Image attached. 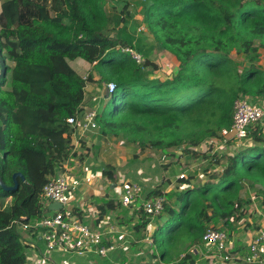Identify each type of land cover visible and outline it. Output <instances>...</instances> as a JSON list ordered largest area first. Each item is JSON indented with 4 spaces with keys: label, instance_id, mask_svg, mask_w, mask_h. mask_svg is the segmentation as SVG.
Wrapping results in <instances>:
<instances>
[{
    "label": "trees",
    "instance_id": "16d2710c",
    "mask_svg": "<svg viewBox=\"0 0 264 264\" xmlns=\"http://www.w3.org/2000/svg\"><path fill=\"white\" fill-rule=\"evenodd\" d=\"M106 1L0 0V179L6 187L13 186L15 173L25 179L16 177L15 190L0 187V200H9L0 210V264H26L21 226L41 221L47 210L43 187L73 163L67 119L83 114L85 87L94 84V74L116 90L111 104L99 110L98 129L104 136L122 135L140 150L187 145L183 154L200 156L195 148L229 130L239 94L264 97V73L254 65L264 51V0H118L123 2L119 14L107 10ZM132 4L146 32L178 62L171 79H148L157 66L145 57L136 23L129 30ZM125 48L140 53L143 65L121 51ZM233 50L250 64L240 69L230 56ZM75 59L91 65L85 78L68 65ZM205 104L217 106L213 120L185 132L182 118ZM244 141L233 154L211 158L222 167L216 181L178 193L161 190L159 167L139 163L136 154L127 164L125 169L147 179L144 199H165V219L152 234L160 261L172 257L169 244L178 231L190 245L202 242L212 223L223 222L230 233L247 212L235 195L243 183L264 193V121L251 126ZM101 173L111 183L121 174L107 165ZM176 182L189 184L183 178ZM114 208L110 200L97 205L98 220ZM77 211L72 215L80 218ZM142 220L138 233L149 222L144 213ZM192 256L184 261L192 264Z\"/></svg>",
    "mask_w": 264,
    "mask_h": 264
},
{
    "label": "rangeland",
    "instance_id": "374dc122",
    "mask_svg": "<svg viewBox=\"0 0 264 264\" xmlns=\"http://www.w3.org/2000/svg\"><path fill=\"white\" fill-rule=\"evenodd\" d=\"M105 3V7L107 10L113 8L117 14L120 13L123 6V2L118 0H108ZM127 11L131 16V21H128L131 23L129 24V30H131L133 23H141L142 21L138 15V7L136 4H132L131 6H129ZM110 28L111 27L108 28L107 32L110 31ZM142 39L143 40L141 43V47L145 52V57H148L147 59L152 62L157 56L156 60L158 62H161V58H158V56L160 52L163 51L162 48L146 31L143 33ZM230 56L232 57V59L239 63L240 69L250 64L247 58H245L243 55H238L234 50L231 52ZM167 63L168 62H166V64ZM254 65L261 69L264 73V51H260V54L257 60L254 62ZM161 66L162 65H158L156 69L152 70L148 77L149 80L160 79L161 74H163V70L159 71L157 69ZM164 69L168 75L170 70L169 67H166ZM86 75L87 74L85 73L83 77H85ZM165 80H167V78ZM102 84L99 83V90L102 92V94L99 95L101 108L112 100L111 97H107V95L104 94ZM100 91L99 93H101ZM239 96H246L250 98L253 101L252 103L264 109V97H249L242 94H239L238 97ZM216 107L217 106L205 104L199 111H196L189 116L183 117V130L185 132H189L192 129H197L205 125L206 123L211 122L213 120L212 111H214ZM262 121H264V119ZM212 141L214 142V147L211 145V149H209V145H206V142ZM244 143L247 142H238L234 140L227 131H223L219 133L217 137L213 139H206L202 145H200L198 148H195L196 152L201 154L200 156L194 157L192 155L183 154V149L188 148L187 145H183L180 148H173L168 150L153 148H145L144 150H140L137 144L127 140L122 135L110 137L107 134L104 136L102 134V131L97 128L94 132L89 134L87 138L82 140V142L80 143V147L75 152L76 156L75 158H73L74 161L72 160V162L75 167H77L78 164L81 163L80 169L84 168L85 170L89 168L92 171L101 169L103 165L114 167L121 172V174L119 173L117 180L114 182L117 185L116 187H120L122 189L126 182H135L142 185L144 189H148L149 184L147 182V179L139 178L140 172L134 175L132 168L125 169L127 164L131 163L134 160L133 158L136 154L139 163L160 168L159 175H163V186L161 187V190L164 193H178L181 190L187 188L186 186L194 189L206 182H210L211 180L215 179V176H217L221 172L222 167L215 166L213 163H211V158L214 155H222L226 153L233 154L234 151L238 149V147H241ZM215 147L218 148L217 152L214 150ZM203 154L207 159L202 157ZM67 167H69V165L65 164L64 171H62V173H66L67 176H71L79 170L78 168H75V171H72ZM125 173H127L129 177L125 182H122L120 179H122L123 174ZM76 176H78V174ZM133 176H136V179L139 178L138 181H136ZM179 178L186 179L187 181H189V184H178L176 180ZM84 189L85 187L79 188L74 184L73 187L71 185L70 193L72 196L75 195L78 198L80 192L82 193ZM115 194L119 196L120 189L115 191ZM235 195L247 210L245 217L240 222L232 223V230L230 231V233L227 231L228 227L223 225V222L212 223L208 226L225 230V232L229 234L227 235L228 237L230 236L231 243L234 248L235 243L244 248L249 238L256 236L257 233L261 230L264 231V193L258 186L251 187L250 182L248 181L243 183L239 190L235 192ZM174 199L175 196L170 202L171 205H174ZM68 209V207L64 208L66 212L69 211ZM164 219L165 216H163L162 214L159 218L153 220L150 224L151 227H147V230H145L146 232L143 234L134 231L136 237L143 239V237L147 236L148 234L152 235L156 229L157 221L158 223H160L163 222L162 220ZM26 231H29V234L32 232L31 229H27ZM183 234L184 233H182L181 231H178L174 234L175 240H171L169 244L172 246L171 252H173V255L171 258L170 256L166 257L165 261L163 260L162 263H160L158 252L154 248L155 245H153L152 248H149L150 245L146 244V239H144L143 244H138V251L142 252L141 255L137 256V258H141L140 264H189V260L184 261L185 256L187 254H191L193 249L195 248L202 249L201 246H203V244L200 240L199 242L190 245V242L186 240L185 237H181ZM180 237L181 239H179ZM136 249L137 248H135V251ZM245 254L246 251H244L241 255H239V253H231V255L236 258L235 262H238L239 264H243L242 258ZM68 255L71 254L63 253L61 257L64 261H67ZM97 258L99 259V257ZM199 263H203V261H200ZM261 264H264V262H262Z\"/></svg>",
    "mask_w": 264,
    "mask_h": 264
},
{
    "label": "built area",
    "instance_id": "2783aa9c",
    "mask_svg": "<svg viewBox=\"0 0 264 264\" xmlns=\"http://www.w3.org/2000/svg\"><path fill=\"white\" fill-rule=\"evenodd\" d=\"M136 35H142L146 30L143 24H135ZM130 55L138 65H143L144 57L131 48L121 50ZM165 67H168L166 64ZM85 78V77H83ZM105 95L112 97L115 94L113 83L104 84ZM94 104L91 108L84 110L82 115L70 117L67 124L72 130V137L79 140L84 135L94 132L98 126L96 117L99 114V98H92ZM264 119V109L246 97L239 96L233 102L232 122L228 134L236 141L242 142L247 139L249 128ZM206 145L214 147V142H206ZM214 150L217 152L218 148ZM70 181L64 173H58L49 179L43 187L41 198L43 201L57 202L63 207L69 203ZM120 189V202L124 207L140 205L149 223L158 218L164 210L165 199L158 196L152 199H144L145 189L135 182H126ZM26 227V226H25ZM34 229L40 228L39 236L44 248L34 259L28 260L26 264H55L52 255L63 253L84 256L94 254L101 259H108L109 255L115 252L116 247L111 243L103 242L104 234L91 228L80 221L76 216L71 215L64 209L55 211L45 216L41 221L32 225ZM148 245L153 247L152 237L147 239ZM202 244L214 250V257L221 260L223 264H235L236 260L231 255L229 237L224 230L209 227L202 236ZM264 250V231L261 230L252 237L247 245L246 254L243 256V264H261V253Z\"/></svg>",
    "mask_w": 264,
    "mask_h": 264
},
{
    "label": "crops",
    "instance_id": "0c3cea01",
    "mask_svg": "<svg viewBox=\"0 0 264 264\" xmlns=\"http://www.w3.org/2000/svg\"><path fill=\"white\" fill-rule=\"evenodd\" d=\"M1 5V4H0ZM140 24V23H136ZM156 56V55H155ZM157 58V56H156ZM156 58L152 61L156 66L162 65L157 70L162 71L163 74L160 76V81H164L166 78L171 79L172 76L175 75L178 69V62L176 59L168 54L165 51L160 52L158 58H161V62H158ZM166 62L169 67V74L164 68H166ZM68 65L81 77L86 73L88 74L91 72V65L86 63L81 59H75L73 61H67ZM160 63V64H159ZM156 70V71H157ZM157 76V75H156ZM94 84H88L85 87V97L83 108L84 110L91 108L94 104L92 103L91 99L97 96L99 98V107L101 106L100 102V94L102 92L99 90V82L98 76L95 74L93 75ZM102 84V83H100ZM103 91L104 90V83L102 84ZM99 91L101 93H99ZM101 108V107H100ZM91 134L88 133L84 135L79 140H75L72 137V152L75 153L77 149L80 147V143L83 139L87 138V136ZM76 154V153H75ZM75 158V157H74ZM74 161V159L72 158ZM80 164L77 167L74 166L72 163L71 166L67 167L70 168L69 170L75 171V168L79 170L72 174L71 176H67L64 173L70 184H75L76 187H85L84 191L81 193L77 198L75 195L72 196L69 190L70 201L67 205L63 207H68L70 213L72 215V209H77L78 213H80V218L78 219L82 221L87 226L94 228L104 234L103 242L107 244V242H111L115 247V252L111 253L108 259H101L97 258L98 256L94 254H86L84 256H76V255H68V260L64 261L60 255H52L55 264H140L141 258H137L138 255H141L142 252L138 251L139 246L138 244L144 242V239L151 237V234L147 236H142L143 239L137 238L134 231H136L135 227L137 224L143 223V213L139 212L140 205L124 207L120 202V195H116L115 191H117L120 187H116V183H111L107 181V179L102 176L101 169L92 171L89 168L80 169ZM116 169V168H115ZM78 174V176H76ZM71 188V186H70ZM113 201L115 206L114 209L109 210L105 213L102 219L98 220V211L97 205H102L103 202ZM8 199L4 202L0 200V210L3 206L8 203ZM51 204L50 201H44V206H46L47 210L45 211V216L51 215L53 212L49 210V205ZM44 216V217H45ZM146 216V215H145ZM147 219V217H146ZM147 227H151L150 223L147 222V225L144 230H141L139 233L143 234L147 230ZM27 229H31L32 232L29 234ZM21 234L23 239V245L25 247V254L28 260H35L34 258L40 254V251L44 248L43 242L40 240L38 230L34 229L32 226H21ZM29 234V235H28ZM34 236H36L34 238ZM251 238H249L246 244L248 245ZM229 244L231 246L232 254L239 253L241 255L247 249V245L245 244L244 248L236 243L235 248L231 243V238L229 236ZM202 249H193L192 251V264H223L221 260L214 257V250L212 248L206 247L205 245L201 246ZM135 248L136 251H135ZM149 248H152L151 246ZM245 249V250H244ZM135 251V252H134ZM237 251V252H236ZM144 257V256H142ZM262 262H264V250L260 255ZM96 259V260H95ZM203 261V263H199ZM149 263V262H146ZM162 263V261H160ZM235 264H239L235 262ZM191 264V263H189Z\"/></svg>",
    "mask_w": 264,
    "mask_h": 264
},
{
    "label": "water",
    "instance_id": "95a60500",
    "mask_svg": "<svg viewBox=\"0 0 264 264\" xmlns=\"http://www.w3.org/2000/svg\"><path fill=\"white\" fill-rule=\"evenodd\" d=\"M16 177H19L23 182H24V177L20 174V173H15L13 174V186L12 187H6L1 179H0V187L4 190H7V191H11V190H15L17 187H18V184L16 182ZM49 210L52 211V212H55V211H61L63 210V206L60 204V203H57V202H51V204L49 205Z\"/></svg>",
    "mask_w": 264,
    "mask_h": 264
}]
</instances>
